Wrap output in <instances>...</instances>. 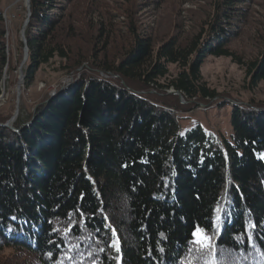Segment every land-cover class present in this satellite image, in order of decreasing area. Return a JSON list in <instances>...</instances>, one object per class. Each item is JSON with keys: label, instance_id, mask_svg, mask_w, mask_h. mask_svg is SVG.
<instances>
[{"label": "trees", "instance_id": "obj_1", "mask_svg": "<svg viewBox=\"0 0 264 264\" xmlns=\"http://www.w3.org/2000/svg\"><path fill=\"white\" fill-rule=\"evenodd\" d=\"M161 2L29 0L25 87L56 59L61 75L78 77L25 125L4 127L0 114V255L21 264H264V102L226 96L228 137L199 125L182 134L180 124L220 97L202 77L207 58L240 67L250 90L264 83V21L256 55L245 57L232 45L252 0H203L191 32L163 39L142 25ZM5 34L0 7V95L3 75L16 71ZM198 228L210 251L193 242Z\"/></svg>", "mask_w": 264, "mask_h": 264}, {"label": "rangeland", "instance_id": "obj_2", "mask_svg": "<svg viewBox=\"0 0 264 264\" xmlns=\"http://www.w3.org/2000/svg\"><path fill=\"white\" fill-rule=\"evenodd\" d=\"M262 3H264V0H252L251 14H249L248 19L249 23L246 25L242 36L232 45L245 57L255 56L259 49L258 38L255 32L258 31L261 21H264L261 8ZM0 7L3 9L5 17V39L8 45L7 54L9 56V53H12L14 59L12 67L16 70L12 75L10 73L3 75L0 114L9 117L6 124L10 125L17 120L20 124L25 125L35 106L44 98L54 95L58 88L62 87L61 81L68 79L70 81L69 84H71L78 75H61L60 72L64 64L60 65L56 59L49 66L43 67L38 71L31 87H25L24 77L20 85L21 96L18 102L17 115L15 116L17 106L16 86L19 82L18 70L24 57L23 49L21 55L18 52V44L22 43L20 33L26 22L24 19L25 12L27 11L24 7V0H0ZM202 7H205L203 0H162L158 11L150 10L144 12L142 25L143 27L150 28L162 39L176 31H179L181 36L185 37L188 32L194 29L196 19L200 15ZM69 43L76 50L81 51L85 48L84 44L79 42L78 39ZM19 58L20 63L17 62ZM22 70L25 74V63L22 66ZM201 74L208 86L216 90L220 94V97L213 100L210 105H202L198 109L181 114L180 124L182 134L199 125L208 134L228 137L231 130V106L223 103L226 96H229L230 100L235 102L247 103L251 100L264 102V83L250 90L248 80L244 76V70L233 64L229 59L207 58L201 66ZM0 257L5 260L4 264H7V262L9 264H21V262L13 260L14 263L10 260L11 252L9 251H5Z\"/></svg>", "mask_w": 264, "mask_h": 264}, {"label": "water", "instance_id": "obj_3", "mask_svg": "<svg viewBox=\"0 0 264 264\" xmlns=\"http://www.w3.org/2000/svg\"><path fill=\"white\" fill-rule=\"evenodd\" d=\"M24 7H25V9H26V11H27V17H30V14L28 13L29 12V0H24ZM27 22H28V20H26V22H25V24H24V26H23V30H22V32L20 33V37H21V41H22V44H23V55H24V57H23V62H22V64H21V66H20V68H19V70H18V72H19V77H18V84H17V86H16V104H17V106H16V112H15V116L17 115V109H18V102H19V98H20V96H21V90H20V85L22 84V81H23V79H24V77H25V74H24V72H23V70H22V66L24 65V63H25V61L27 60V57H28V48H27V45H26V40H25V37H24V28H25V26H26V24H27ZM69 83H70V81L68 80V79H65V80H63V81H61V85H62V87H65V86H68L69 85ZM170 94H176V95H179V99H180V102L182 103V104H185V100L183 99V97L180 95V93H178V92H176V91H174V90H171L170 92H169ZM53 96V95H52ZM49 97H51V95L49 96ZM4 127H8V124H5V125H3Z\"/></svg>", "mask_w": 264, "mask_h": 264}, {"label": "snow or ice", "instance_id": "obj_4", "mask_svg": "<svg viewBox=\"0 0 264 264\" xmlns=\"http://www.w3.org/2000/svg\"><path fill=\"white\" fill-rule=\"evenodd\" d=\"M113 236L115 237V233H113ZM192 236L194 238V243H196L201 250H211L212 249V245H211V240L208 236H206L205 234H203V231L201 229H196L192 232ZM110 246L115 247L117 251H119L118 248V238L114 239L113 244H111ZM103 250V249H102Z\"/></svg>", "mask_w": 264, "mask_h": 264}]
</instances>
